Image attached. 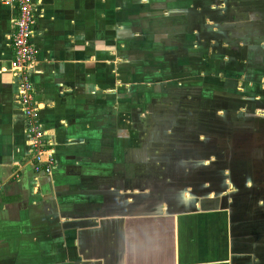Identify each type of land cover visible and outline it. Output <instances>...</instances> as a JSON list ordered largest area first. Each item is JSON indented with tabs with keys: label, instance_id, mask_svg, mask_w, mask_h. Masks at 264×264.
Instances as JSON below:
<instances>
[{
	"label": "crops",
	"instance_id": "crops-1",
	"mask_svg": "<svg viewBox=\"0 0 264 264\" xmlns=\"http://www.w3.org/2000/svg\"><path fill=\"white\" fill-rule=\"evenodd\" d=\"M33 1L30 79L55 163L32 172L9 68L15 14L0 5V264H255L238 258L224 210L136 213L111 187L107 147L133 36L126 0Z\"/></svg>",
	"mask_w": 264,
	"mask_h": 264
},
{
	"label": "rangeland",
	"instance_id": "rangeland-1",
	"mask_svg": "<svg viewBox=\"0 0 264 264\" xmlns=\"http://www.w3.org/2000/svg\"><path fill=\"white\" fill-rule=\"evenodd\" d=\"M124 8L133 36L107 147L111 187L127 191L136 213L224 210L233 242L242 241L238 258L264 264V1L126 0ZM247 12L260 13L257 25L246 26Z\"/></svg>",
	"mask_w": 264,
	"mask_h": 264
},
{
	"label": "built area",
	"instance_id": "built-area-1",
	"mask_svg": "<svg viewBox=\"0 0 264 264\" xmlns=\"http://www.w3.org/2000/svg\"><path fill=\"white\" fill-rule=\"evenodd\" d=\"M15 14L8 38L11 50L9 68L16 82V100L24 125L25 144L30 152L29 162L36 175L48 176L54 166V151L45 141V132L37 118L38 108L33 100L30 74L36 65V50L31 43L35 23L33 0H0Z\"/></svg>",
	"mask_w": 264,
	"mask_h": 264
},
{
	"label": "trees",
	"instance_id": "trees-1",
	"mask_svg": "<svg viewBox=\"0 0 264 264\" xmlns=\"http://www.w3.org/2000/svg\"><path fill=\"white\" fill-rule=\"evenodd\" d=\"M257 13H254V15H255L254 17H256ZM258 14H260V13H258ZM254 17L252 18V14L251 13H249V12L246 13V18H247L246 19V26H251L252 24H256L257 25V20H255ZM260 23H263V26H264V22L263 21L262 22L260 21Z\"/></svg>",
	"mask_w": 264,
	"mask_h": 264
}]
</instances>
